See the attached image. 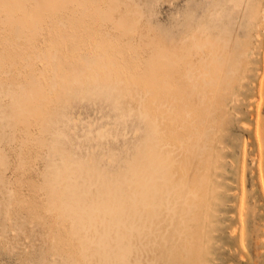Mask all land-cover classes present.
I'll return each instance as SVG.
<instances>
[{
	"label": "rangeland",
	"instance_id": "rangeland-1",
	"mask_svg": "<svg viewBox=\"0 0 264 264\" xmlns=\"http://www.w3.org/2000/svg\"><path fill=\"white\" fill-rule=\"evenodd\" d=\"M146 204L152 262L264 264V0H0V264L123 263Z\"/></svg>",
	"mask_w": 264,
	"mask_h": 264
},
{
	"label": "bare ground",
	"instance_id": "bare-ground-1",
	"mask_svg": "<svg viewBox=\"0 0 264 264\" xmlns=\"http://www.w3.org/2000/svg\"><path fill=\"white\" fill-rule=\"evenodd\" d=\"M98 76H99L98 73H96L95 74V77H97L96 79H98ZM91 79H93V78H91ZM93 80H95V79H93ZM96 81L97 80H95V82ZM125 101L126 102H130L129 97H125ZM138 109L142 112V110L140 109L139 106H138ZM146 207H147V204H146ZM148 208L149 207L143 209L144 212H142V214L139 215V218H142L141 219L142 220V224L147 228V229L144 228V230L146 229L145 230L146 233H144V234H146V237L143 238L142 241L141 240L138 241L137 242V245L135 247H133L132 246V243H131V239L130 240L127 239L128 237H126V233H125V236H124V242L126 244V248L131 249L132 251L136 250L137 253L132 252V255H133V253L134 254H137V255L135 256V258H133L134 255L131 257L129 253H128V255L130 257L128 255H127L128 257H126V254H123L122 255L123 263L121 261L119 264H151V263L152 264H158L157 261L152 262L153 259H154L153 258V255H154V252L156 251L157 244H160L161 243L163 237L161 236V232H160L161 231V226L157 222L156 217L153 215V213H152L153 211L152 210H149ZM130 210L137 212V207H134L132 205V206H130ZM117 212L114 213V214L116 215ZM114 214H112V215H114ZM136 217H137L136 214L129 215V217H127V219L125 220V222H122L123 223V226H124L123 228L124 229L126 228V226L130 223V220L131 219H134V221H135L136 220L135 219ZM136 222H137V220H136ZM142 224L140 226H142ZM159 252H161L162 255L164 254L163 253L164 250L163 251L159 250L158 253ZM156 253H157V251H156ZM156 253H155V255H156ZM157 257H158V255H157ZM161 259H163V258H161ZM166 259L164 258V260H166ZM167 260H169V259H167ZM85 264H90V263L85 261Z\"/></svg>",
	"mask_w": 264,
	"mask_h": 264
}]
</instances>
